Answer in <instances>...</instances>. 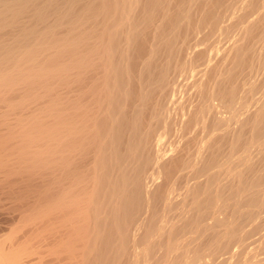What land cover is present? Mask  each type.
<instances>
[{
    "label": "bare ground",
    "instance_id": "obj_1",
    "mask_svg": "<svg viewBox=\"0 0 264 264\" xmlns=\"http://www.w3.org/2000/svg\"><path fill=\"white\" fill-rule=\"evenodd\" d=\"M229 1L0 0V264H264V21Z\"/></svg>",
    "mask_w": 264,
    "mask_h": 264
},
{
    "label": "rangeland",
    "instance_id": "obj_2",
    "mask_svg": "<svg viewBox=\"0 0 264 264\" xmlns=\"http://www.w3.org/2000/svg\"><path fill=\"white\" fill-rule=\"evenodd\" d=\"M238 1L239 0H230L229 2L231 3H233V4H237L238 3ZM261 2V3H260ZM264 3V0H257V2H256V5H254V6H252V7H248L249 8V13H250V15L248 14V17L246 18V21H250V20H253V19H257V17H259V18H261L262 19V21H264V5H262L263 3ZM258 3V4H257ZM259 4H260V7H259ZM253 8H255L254 10H253ZM257 8V9H256ZM259 8H260V11H258L259 10ZM262 9V10H261ZM254 11V12H253ZM256 11V12H255ZM258 11V12H257ZM263 12V13H262ZM253 14V15H252ZM263 14V15H262ZM258 15V16H257ZM253 17V18H252ZM264 23V22H263ZM264 27V26H263ZM262 30H263V28H262ZM204 31H205V33L208 31L207 29H205V30H203V32H201L200 34H198V35H196V37H192V38H190V42H189V44H188V47H187V56H189V54L188 53H190V55L194 58V56L196 55L195 53H197V55L195 56V58H196V63H195V61H194V65L193 66H195V67H193L194 69H192V70H190V72L188 73V72H184V73H182V72H179L178 74H177V76H176V74H175V76L174 77H172L173 79L174 78H176L175 80V82L173 81V79H172V82H174L173 84H172V86H175V87H179V86H185V85H188V84H186V83H191L192 81H193V76L191 77L192 78V80H191V82L189 81V79H191V78H188L189 76H191L192 75V73H193V75H194V77H196L197 79H199L200 77H201V75L203 74V71H205V69L204 68H206V65H204V62L206 61H204V59L205 58H203V57H205V55H203L202 53H200V51H202V50H204L205 49V47H206V44H205V41H204V43H203V38H204V35H205V33H204ZM264 31V30H263ZM240 31H234V32H232L231 34V36H233L234 35V37H232V39H233V41H237V40H240L241 39V32L239 33ZM263 33V32H262ZM237 35V36H236ZM200 36V37H199ZM235 36H236V38H235ZM257 38H254V43L256 44V46H257V49L260 51V50H262V44H263V41H260V38L258 39V37L259 36H256ZM198 38H199V41H198ZM235 38V39H234ZM193 39V40H192ZM231 39V40H232ZM255 39H257V40H255ZM259 40V41H258ZM201 42V43H200ZM192 44V45H191ZM203 44V45H202ZM195 47V48H194ZM197 48L199 49V51L197 50ZM188 50H189V52H188ZM200 54V55H199ZM202 55H203V57H202ZM190 56V57H191ZM200 56H201V58L203 59V61H202V59L200 58ZM221 55H216V56H214V58H216V59H214L213 57V62H217V63H222V59H221V57H220ZM201 59V60H200ZM195 60V59H194ZM216 60V61H215ZM201 61V62H200ZM199 64V65H198ZM263 65H264V59H263ZM200 66V67H199ZM205 66V67H204ZM195 68H197V69H195ZM203 68V69H202ZM198 69H200V71L198 70ZM202 69V70H201ZM194 70V71H193ZM191 71H193V72H191ZM198 71H199V73H198ZM261 71V72H260ZM259 72V74H255V73H258ZM258 72H255L254 74L252 73V75H250L249 74V72H246L245 74H244V76H243V80H251V81H254V82H262V80H264V79H262V77L264 76V70H259ZM197 73L199 74V75H197ZM182 74V75H181ZM188 75L187 77H185L186 75ZM197 75V76H196ZM257 75V77H255ZM261 75H263V76H261ZM182 76V77H181ZM185 77V78H184ZM252 77V78H251ZM179 78V79H178ZM180 78H182V80H180ZM188 78V79H187ZM195 78V79H196ZM254 78H257V80L256 79H254ZM264 78V77H263ZM179 81H178V80ZM185 79H187V80H185ZM194 79V80H195ZM196 79V80H197ZM259 79H261V80H259ZM185 80V81H184ZM256 80V81H255ZM181 81V82H180ZM186 81H189V82H186ZM177 82V83H176ZM179 82V83H178ZM190 85V84H189ZM181 95V94H180ZM176 96V95H175ZM183 96V95H182ZM178 97V99H180V100H183V98L181 97V96H177ZM182 98V99H181ZM167 99V98H166ZM167 102H169V103H167ZM216 102V103H215ZM249 102H251V100H249ZM168 105H167V104ZM171 102H170V100L169 101H167L166 100V102L164 103V104H166L167 106H171V104H170ZM219 103V104H218ZM220 101H218V100H216V101H214V106H215V108H217L218 107V109H221V108H219V106H220ZM218 109H216V111L218 110ZM235 127V126H234ZM4 128V129H3ZM194 131V133H195V130H193ZM8 132V128L6 127V126H4V127H0V134L1 135H3L4 133L6 134ZM193 132L191 133V134H193V135H188L187 137H190L191 136V138L190 139H192V137H193V139L195 138H197V140H195L194 139V141L196 142V141H198V142H204V140L206 141V138H207V136L206 135H203V134H200L199 136H197L199 133L197 132V133H195L194 134ZM172 134V133H171ZM172 135H174L173 137H172ZM171 136H167V139H166V137H164V139L165 140H167V141H169L170 143L173 141H175V142H177V145H180L181 146V148H187V147H189L190 146V143L191 142H189V140H188V144L186 143V140L187 139H182V138H180L179 139V136H178V132L177 133H174V134H172ZM197 137H196V136ZM202 136H204V137H202ZM175 137H176V139H175ZM178 137V138H177ZM201 137V138H200ZM206 137V138H205ZM169 138V139H168ZM199 138V139H198ZM205 138V139H204ZM172 141H171V140ZM200 139H202V141L200 140ZM181 140H182V142H181ZM200 140V141H199ZM166 141V142H167ZM190 141H192V140H190ZM169 142L167 143V145L169 146L170 144H169ZM193 142V141H192ZM194 143V142H193ZM193 143H191V144H193ZM183 144V145H182ZM194 145V144H193ZM193 145H191V147L193 146ZM227 150V149H226ZM239 151V152H238ZM237 151V153H236V155L235 156H237V157H239L240 155H242L243 154V150L241 151V149L240 150H238ZM227 151H225V153H226ZM262 152H263V150H262ZM242 153V154H241ZM257 155V157L259 158L260 157V155H258V153H254L253 154V157H254V159L256 160V158H255V156ZM235 158V157H234ZM236 159V158H235ZM222 160L224 161V160H226V154L222 157ZM258 160V159H257ZM183 187H184V185L182 186V185H180V191H181V189H183ZM263 216H264V212H263ZM255 236L256 237V239H255V237L253 238V237H250V236ZM249 237L250 238H248V240H247V243H252V242H257V241H259V239L262 237L261 235H262V233L261 232H255V234L254 233H252ZM259 235V236H258ZM258 237H260V238H258ZM251 238H252V240H251ZM258 245V242L256 243V244H254L253 246H251L250 248H253V247H255V246H257ZM260 255H262V256H260ZM264 256H263V254L262 253H259V257L258 258H263Z\"/></svg>",
    "mask_w": 264,
    "mask_h": 264
}]
</instances>
